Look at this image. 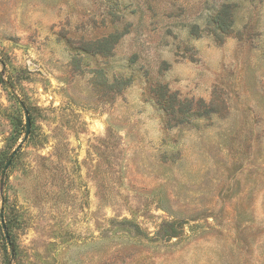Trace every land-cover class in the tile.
<instances>
[{
	"label": "rangeland",
	"instance_id": "1",
	"mask_svg": "<svg viewBox=\"0 0 264 264\" xmlns=\"http://www.w3.org/2000/svg\"><path fill=\"white\" fill-rule=\"evenodd\" d=\"M0 61V264H264V0H0Z\"/></svg>",
	"mask_w": 264,
	"mask_h": 264
},
{
	"label": "water",
	"instance_id": "2",
	"mask_svg": "<svg viewBox=\"0 0 264 264\" xmlns=\"http://www.w3.org/2000/svg\"><path fill=\"white\" fill-rule=\"evenodd\" d=\"M0 66L2 67V75L4 73V66L3 63L0 61ZM5 86L7 87V89L10 91V93L12 94V96H14L15 100L17 101V103L19 104L20 108L22 109L23 113H24V117H25V123H26V131H25V135H24V139H23V143L28 139L29 133H30V122L28 119V115H27V111L24 107V104L19 100V98L14 94L13 88L7 84L6 82ZM21 148V146H18V148L11 154L9 161L6 163V166L3 169V172L1 174V180H0V198H1V208H0V224H1V229L3 232V236L5 238V241L7 243V245L10 247V240H9V236H8V232L6 230V226L4 223V218H3V213H4V209H3V204H4V198L2 196V192H3V185H4V179H5V175L7 170L10 167L11 161L12 159L15 157L17 151ZM11 248V247H10ZM14 256V252L12 249H10V257L11 259H13Z\"/></svg>",
	"mask_w": 264,
	"mask_h": 264
},
{
	"label": "trees",
	"instance_id": "3",
	"mask_svg": "<svg viewBox=\"0 0 264 264\" xmlns=\"http://www.w3.org/2000/svg\"><path fill=\"white\" fill-rule=\"evenodd\" d=\"M214 23L217 24V27L220 31H226L232 25L231 6L229 4H224L217 12V15L214 17ZM163 96L160 97L161 100L159 101V105L161 106L162 110L173 119L175 114L174 109H179L180 103H177L173 96H170L168 100H164L163 102ZM178 112L181 115V112Z\"/></svg>",
	"mask_w": 264,
	"mask_h": 264
}]
</instances>
